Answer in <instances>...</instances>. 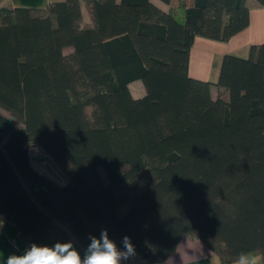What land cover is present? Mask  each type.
Segmentation results:
<instances>
[{
  "label": "trees",
  "instance_id": "1",
  "mask_svg": "<svg viewBox=\"0 0 264 264\" xmlns=\"http://www.w3.org/2000/svg\"><path fill=\"white\" fill-rule=\"evenodd\" d=\"M159 1L169 11L155 0L0 10V222L47 245L62 225L81 248L107 229L152 263L189 235L223 262L264 264V41L224 55L227 98L190 74L196 37L230 40L250 23L248 0ZM31 145L67 184L34 168Z\"/></svg>",
  "mask_w": 264,
  "mask_h": 264
},
{
  "label": "crops",
  "instance_id": "2",
  "mask_svg": "<svg viewBox=\"0 0 264 264\" xmlns=\"http://www.w3.org/2000/svg\"><path fill=\"white\" fill-rule=\"evenodd\" d=\"M59 0H0V10L3 8L15 7H32L46 8L51 2ZM257 4L250 7V23L241 32L234 35L228 41H217L205 37L197 36L190 55V74L191 76L206 80L212 83V94L218 97L220 90L216 84L219 79L222 60L225 54H232L238 57L247 58L250 55V49L253 44H260L264 41V7L256 0ZM156 4L162 9L169 11L170 6L159 0H155ZM82 24L91 26L93 19L91 12L86 4L82 2ZM67 50H71L68 48ZM134 87V89H133ZM130 89L134 97L139 98L146 94V89L141 80L134 81L130 84ZM214 89L217 94L214 93ZM225 92L223 93V95ZM227 94V93H226ZM228 95V94H227ZM226 97V96H224ZM227 98V97H226ZM61 185L67 184V179L57 180ZM65 228L62 225L57 226L52 231V237L56 241L63 242L65 240ZM15 238L22 251L31 244L28 237L17 232L13 236L7 234L0 222V264H4L5 258L15 252L11 239ZM68 240H77L70 235ZM134 264H262V256L260 254L236 260L233 262H223L220 255L212 250L201 239L186 235L179 242L176 250L165 260L152 263L140 253L137 252Z\"/></svg>",
  "mask_w": 264,
  "mask_h": 264
},
{
  "label": "clouds",
  "instance_id": "3",
  "mask_svg": "<svg viewBox=\"0 0 264 264\" xmlns=\"http://www.w3.org/2000/svg\"><path fill=\"white\" fill-rule=\"evenodd\" d=\"M88 241L82 248L73 240L53 245L31 243L9 254L4 264H134L137 252L130 237L124 236L118 244L102 229L99 236L90 234Z\"/></svg>",
  "mask_w": 264,
  "mask_h": 264
},
{
  "label": "rangeland",
  "instance_id": "4",
  "mask_svg": "<svg viewBox=\"0 0 264 264\" xmlns=\"http://www.w3.org/2000/svg\"><path fill=\"white\" fill-rule=\"evenodd\" d=\"M174 2L177 3L178 1L174 0ZM247 2H248V5L250 7H253L255 4H257L254 0H248ZM133 89H134V87H133ZM215 90L216 89H214V93L217 94L218 91L216 92ZM220 92H222V90ZM224 92H222V93H224ZM226 93L227 92H225L224 96L227 97L228 93L227 94ZM3 113L11 117V115L4 110H3ZM32 146H35V147L32 149H29V153H30L32 165L34 166V168L36 170H38L40 173H43V174L51 177L52 179H54L56 181L61 180V179H67L68 180L66 172L64 171V169L51 157L50 154H48L40 146L31 145V147ZM100 173H101V176H102L104 182H107V176H106V173H105L103 168H100ZM127 210H128V206H124L120 212L124 213Z\"/></svg>",
  "mask_w": 264,
  "mask_h": 264
},
{
  "label": "built area",
  "instance_id": "5",
  "mask_svg": "<svg viewBox=\"0 0 264 264\" xmlns=\"http://www.w3.org/2000/svg\"><path fill=\"white\" fill-rule=\"evenodd\" d=\"M35 146H30L29 147V149H32V148H34ZM11 242H12V245H13V247H14V249L15 250H17V251H19L20 250V247H19V245H18V242H17V240L15 239V238H12L11 239Z\"/></svg>",
  "mask_w": 264,
  "mask_h": 264
}]
</instances>
